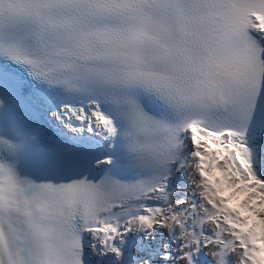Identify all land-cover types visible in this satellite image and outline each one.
Masks as SVG:
<instances>
[{
	"label": "snow or ice",
	"instance_id": "obj_1",
	"mask_svg": "<svg viewBox=\"0 0 264 264\" xmlns=\"http://www.w3.org/2000/svg\"><path fill=\"white\" fill-rule=\"evenodd\" d=\"M0 264H264V0H0Z\"/></svg>",
	"mask_w": 264,
	"mask_h": 264
},
{
	"label": "bare ground",
	"instance_id": "obj_2",
	"mask_svg": "<svg viewBox=\"0 0 264 264\" xmlns=\"http://www.w3.org/2000/svg\"><path fill=\"white\" fill-rule=\"evenodd\" d=\"M231 202H235V200H232ZM211 227H212V225H210V224L205 225V228L206 229H210ZM205 251H208V250L206 249ZM230 256H231V258H232L233 261H235L237 259L236 255L234 253L231 254ZM206 259L207 260H211V256L209 255Z\"/></svg>",
	"mask_w": 264,
	"mask_h": 264
},
{
	"label": "clouds",
	"instance_id": "obj_3",
	"mask_svg": "<svg viewBox=\"0 0 264 264\" xmlns=\"http://www.w3.org/2000/svg\"><path fill=\"white\" fill-rule=\"evenodd\" d=\"M223 195L227 196L228 193H227V192H224ZM235 204H236V201H235V202H231V201H229L228 206L231 208V207H234ZM211 260H212V257H211ZM229 260H232L231 256H229ZM232 261H233V260H232Z\"/></svg>",
	"mask_w": 264,
	"mask_h": 264
}]
</instances>
